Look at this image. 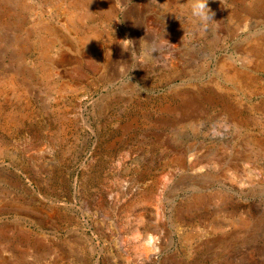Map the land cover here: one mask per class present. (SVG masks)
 <instances>
[{
    "label": "rangeland",
    "instance_id": "1",
    "mask_svg": "<svg viewBox=\"0 0 264 264\" xmlns=\"http://www.w3.org/2000/svg\"><path fill=\"white\" fill-rule=\"evenodd\" d=\"M208 7L0 0V264H264V0Z\"/></svg>",
    "mask_w": 264,
    "mask_h": 264
},
{
    "label": "clouds",
    "instance_id": "2",
    "mask_svg": "<svg viewBox=\"0 0 264 264\" xmlns=\"http://www.w3.org/2000/svg\"><path fill=\"white\" fill-rule=\"evenodd\" d=\"M191 15L205 27L213 21L214 13L208 7V0H190ZM152 52L156 49H152ZM129 240L132 244L137 246V259L139 264H144V257L146 254H158L160 251L159 248V236L154 233H142V232H133Z\"/></svg>",
    "mask_w": 264,
    "mask_h": 264
},
{
    "label": "bare ground",
    "instance_id": "3",
    "mask_svg": "<svg viewBox=\"0 0 264 264\" xmlns=\"http://www.w3.org/2000/svg\"><path fill=\"white\" fill-rule=\"evenodd\" d=\"M237 3V2H236ZM170 107V106H169ZM162 126V125H161ZM158 128V127H157ZM156 146V145H155ZM191 149V148H190ZM123 150V149H122ZM123 152V151H122ZM189 152V151H188ZM125 153V152H124ZM194 156V155H193ZM186 161V160H185ZM194 161V160H193ZM119 162V161H118ZM121 162V161H120ZM123 162V161H122ZM128 163V162H127ZM187 164V163H186ZM190 164V163H189ZM121 166V165H120ZM119 166V167H120ZM188 167V166H187ZM182 169V168H181ZM181 171V170H180ZM101 173V172H100ZM125 176V175H124ZM137 178V177H136ZM139 180V179H138ZM133 182V181H132ZM137 182V181H136ZM130 183V182H129ZM132 185V184H131ZM111 187V186H110ZM143 187V186H142ZM141 187V188H142ZM127 188V187H126ZM138 188V187H137ZM140 188V187H139ZM114 190V189H113ZM153 193V192H152ZM108 194V193H107ZM123 195V194H122ZM125 195V194H124ZM121 196V195H120ZM128 197V196H127ZM145 198V197H144ZM101 199V198H100ZM136 199V198H135ZM86 200V199H85ZM112 200V199H111ZM94 201V200H93ZM101 201V200H100ZM95 202V201H94ZM105 202H107V201H105ZM101 203V202H100ZM99 202L97 203L98 204V206H100V208L102 207V204H100ZM109 204V203H108ZM84 206V205H83ZM114 206V205H113ZM118 207V206H117ZM131 208V207H130ZM99 209V208H98ZM112 209V208H111ZM88 210V209H87ZM94 210V209H93ZM161 210H162V208H161ZM110 211V210H109ZM129 211V210H128ZM139 212V211H138ZM140 213V212H139ZM107 214V213H106ZM130 214V213H129ZM93 215V214H92ZM103 215V214H102ZM127 215V214H126ZM137 217V216H136ZM139 219V218H138ZM128 220V219H127ZM122 222V221H121ZM148 222V221H147ZM139 223V222H138ZM137 223V224H138ZM139 224H141V223H139ZM143 225V224H142ZM108 226V225H107ZM106 226V227H107ZM136 228H138V227H136ZM136 228H135V230H136ZM146 229V228H145ZM140 231V230H139ZM107 232V231H106ZM149 232V231H148ZM100 234V233H99ZM134 245V244H133ZM126 248V247H125ZM159 248H160V250H161V247H160V243H159ZM146 256V258L148 257H150V256H152V254H146L145 255ZM173 258V257H172ZM130 259V258H129ZM153 259V258H152ZM136 262V261H135Z\"/></svg>",
    "mask_w": 264,
    "mask_h": 264
}]
</instances>
